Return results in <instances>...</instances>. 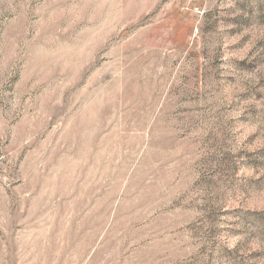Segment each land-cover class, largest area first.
<instances>
[{"label": "rangeland", "instance_id": "obj_1", "mask_svg": "<svg viewBox=\"0 0 264 264\" xmlns=\"http://www.w3.org/2000/svg\"><path fill=\"white\" fill-rule=\"evenodd\" d=\"M0 264H264V0H0Z\"/></svg>", "mask_w": 264, "mask_h": 264}]
</instances>
